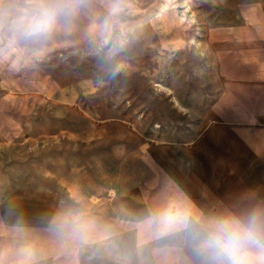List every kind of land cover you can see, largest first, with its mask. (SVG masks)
Returning <instances> with one entry per match:
<instances>
[{
  "label": "crops",
  "instance_id": "crops-1",
  "mask_svg": "<svg viewBox=\"0 0 264 264\" xmlns=\"http://www.w3.org/2000/svg\"><path fill=\"white\" fill-rule=\"evenodd\" d=\"M55 2L0 0V71L88 84L53 90L48 117L5 107L20 117L0 124V264H206L212 221L264 212V0H70L21 39L13 6ZM108 75L162 90L113 104L92 88Z\"/></svg>",
  "mask_w": 264,
  "mask_h": 264
},
{
  "label": "clouds",
  "instance_id": "clouds-1",
  "mask_svg": "<svg viewBox=\"0 0 264 264\" xmlns=\"http://www.w3.org/2000/svg\"><path fill=\"white\" fill-rule=\"evenodd\" d=\"M74 12L70 0L50 4H30L10 11L13 29L21 39L42 38L49 33L61 16ZM167 223V218L165 220ZM183 226L185 219L176 222ZM260 250V262L264 264V212L254 211L246 222L235 218L212 221L199 236L197 251L206 264H252L248 249Z\"/></svg>",
  "mask_w": 264,
  "mask_h": 264
},
{
  "label": "rangeland",
  "instance_id": "rangeland-1",
  "mask_svg": "<svg viewBox=\"0 0 264 264\" xmlns=\"http://www.w3.org/2000/svg\"><path fill=\"white\" fill-rule=\"evenodd\" d=\"M120 48L117 49H108L109 55L115 53ZM112 66L110 63L107 66L108 71H111ZM1 68V67H0ZM28 69H33V72H35L33 66H28ZM115 71H117L116 68H114ZM119 71V70H118ZM39 72V71H37ZM57 72H55L56 74ZM43 75L44 80H35L37 74H31L29 75V79L27 81H19L15 80L14 78L18 76V73H12L9 70H7V67L4 68L3 71H0V124L3 122H8L10 119H19L20 114L19 113H9L5 112V107L10 105H35L33 108L36 109V105H40L41 107L45 106H52V103L54 101V97H52L53 90L55 91L58 88H67V89H73L75 90V93L77 92H84L85 89H87V85L83 81H79L77 79L69 80L68 78L70 75H58L60 79L57 80H51L47 74H39ZM56 76V75H55ZM69 81V82H68ZM106 82H101L98 79L93 80L92 88L100 89V85L102 84L103 89H109V94L112 99L113 104H123L125 102H121L122 99H130V98H122L121 96H116L118 99L115 100V95L117 93L114 92V90L117 89H128L131 90V88L136 87L140 89V92L142 93L143 90L147 89H159L162 90L158 85H156L157 82L162 83L163 81L158 80H151V81H133L131 80V76L128 75L127 77H113L108 75L107 80H104ZM164 86V85H163ZM164 89V88H163ZM111 90V91H110ZM130 92V91H129ZM84 94V93H83ZM83 97V96H82ZM81 99L80 102L73 103L75 106L76 104H82L87 105V97L86 99L83 98H76ZM85 99V100H84ZM111 100L109 101V103ZM81 105V106H82ZM32 116H40L42 117H48L52 115L51 111H43V110H37V112L29 114ZM95 116H99V114H93V120L98 119L95 118Z\"/></svg>",
  "mask_w": 264,
  "mask_h": 264
}]
</instances>
